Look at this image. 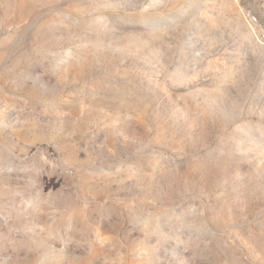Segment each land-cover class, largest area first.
I'll return each mask as SVG.
<instances>
[{
  "label": "rangeland",
  "instance_id": "obj_1",
  "mask_svg": "<svg viewBox=\"0 0 264 264\" xmlns=\"http://www.w3.org/2000/svg\"><path fill=\"white\" fill-rule=\"evenodd\" d=\"M223 2L0 0V264H264V0Z\"/></svg>",
  "mask_w": 264,
  "mask_h": 264
},
{
  "label": "bare ground",
  "instance_id": "obj_2",
  "mask_svg": "<svg viewBox=\"0 0 264 264\" xmlns=\"http://www.w3.org/2000/svg\"><path fill=\"white\" fill-rule=\"evenodd\" d=\"M221 2H223V0H221ZM224 3V2H223Z\"/></svg>",
  "mask_w": 264,
  "mask_h": 264
}]
</instances>
